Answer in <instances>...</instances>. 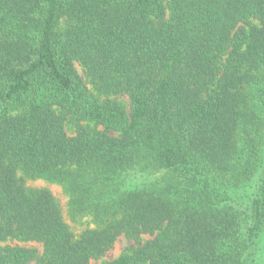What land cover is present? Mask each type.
Wrapping results in <instances>:
<instances>
[{
	"label": "trees",
	"instance_id": "obj_1",
	"mask_svg": "<svg viewBox=\"0 0 264 264\" xmlns=\"http://www.w3.org/2000/svg\"><path fill=\"white\" fill-rule=\"evenodd\" d=\"M0 264H264V0H0Z\"/></svg>",
	"mask_w": 264,
	"mask_h": 264
},
{
	"label": "rangeland",
	"instance_id": "obj_2",
	"mask_svg": "<svg viewBox=\"0 0 264 264\" xmlns=\"http://www.w3.org/2000/svg\"><path fill=\"white\" fill-rule=\"evenodd\" d=\"M77 71H78L79 74H82V70L80 69L79 66H77ZM122 101H123V103L127 102L126 98H124V97H123ZM66 131H67L68 135H72V128L70 126H66ZM48 188L51 190L53 195L56 197V199L63 206L64 199H63V197L61 195L60 190L57 187H54V186H49ZM147 239H149V236L144 235L143 236V241H145ZM128 245H129V243L125 239L119 238L115 242L112 250L106 255V259H113V258L117 257L118 255H120L128 247Z\"/></svg>",
	"mask_w": 264,
	"mask_h": 264
}]
</instances>
